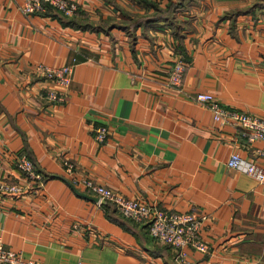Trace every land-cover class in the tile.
I'll return each instance as SVG.
<instances>
[{"label": "crops", "instance_id": "1", "mask_svg": "<svg viewBox=\"0 0 264 264\" xmlns=\"http://www.w3.org/2000/svg\"><path fill=\"white\" fill-rule=\"evenodd\" d=\"M21 1L0 0V182L21 185L0 189L5 245L44 264H264V180L228 164L237 152L264 165L260 142L193 98L210 91L264 117V0H172L173 15L135 26V13L153 10L146 0H75L72 14ZM38 62L71 65L63 100L47 95L56 82ZM19 154L42 179L23 174ZM65 159L126 196L205 214L208 248L179 254L145 221L75 186Z\"/></svg>", "mask_w": 264, "mask_h": 264}, {"label": "built area", "instance_id": "2", "mask_svg": "<svg viewBox=\"0 0 264 264\" xmlns=\"http://www.w3.org/2000/svg\"><path fill=\"white\" fill-rule=\"evenodd\" d=\"M42 1H49L57 9L65 14H72L78 10L79 5L75 0H22L24 11H33L42 7ZM36 71L47 78L54 79L56 86L47 89V95L53 100H63L65 89L71 79L72 67L69 64L50 65L43 62L36 64ZM185 61L178 57L171 65L168 74V82L171 85L179 86L182 83ZM196 101L204 103L211 111L216 120H228L243 128V135L249 141H259L257 151L264 156V117L246 110L226 106L218 101L210 91H197L193 94ZM108 133L105 124L96 127V137L104 139ZM17 165L23 174L29 179H42L32 161L27 155L17 156ZM64 168L69 174L75 186H81L98 196V202L112 201L119 211L132 219L145 221L148 224L151 234L170 242L179 249V254L184 255L187 245L206 250L208 245L199 238L200 225L205 219V214L193 210L167 211L149 204L147 201L137 197H129L120 191L98 181L89 175H79L75 172L74 163L64 160ZM228 164L245 171L258 180H264V165L253 159L246 158L237 152L230 154ZM0 189L19 191L21 185L16 182H0ZM0 262L4 264H44L40 259L32 256L25 257L20 251L5 245L4 238L0 232ZM76 264H81L78 261Z\"/></svg>", "mask_w": 264, "mask_h": 264}, {"label": "trees", "instance_id": "3", "mask_svg": "<svg viewBox=\"0 0 264 264\" xmlns=\"http://www.w3.org/2000/svg\"><path fill=\"white\" fill-rule=\"evenodd\" d=\"M147 4H149L153 10L145 11L141 14L135 13L131 24L133 26L137 25L140 22H144L146 20L156 19V18H165L173 15L176 8L179 4L175 1L169 0L165 5L159 6L156 2L146 0ZM110 203H113L112 201Z\"/></svg>", "mask_w": 264, "mask_h": 264}, {"label": "water", "instance_id": "4", "mask_svg": "<svg viewBox=\"0 0 264 264\" xmlns=\"http://www.w3.org/2000/svg\"><path fill=\"white\" fill-rule=\"evenodd\" d=\"M75 190H76L79 194H82V195H84V196H87V197H91V196H93V195H90V194H88V193H86V192L80 191V190H78V189H76V188H75Z\"/></svg>", "mask_w": 264, "mask_h": 264}]
</instances>
